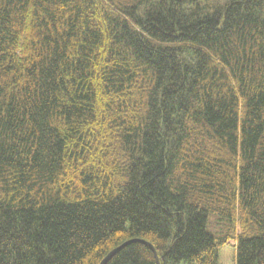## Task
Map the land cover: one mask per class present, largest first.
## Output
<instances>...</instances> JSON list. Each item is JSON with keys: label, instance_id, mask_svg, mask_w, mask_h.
Listing matches in <instances>:
<instances>
[{"label": "trees", "instance_id": "1", "mask_svg": "<svg viewBox=\"0 0 264 264\" xmlns=\"http://www.w3.org/2000/svg\"><path fill=\"white\" fill-rule=\"evenodd\" d=\"M232 241L264 264V0H0V264Z\"/></svg>", "mask_w": 264, "mask_h": 264}, {"label": "rangeland", "instance_id": "2", "mask_svg": "<svg viewBox=\"0 0 264 264\" xmlns=\"http://www.w3.org/2000/svg\"><path fill=\"white\" fill-rule=\"evenodd\" d=\"M236 243L230 242L218 252V264H236Z\"/></svg>", "mask_w": 264, "mask_h": 264}, {"label": "water", "instance_id": "3", "mask_svg": "<svg viewBox=\"0 0 264 264\" xmlns=\"http://www.w3.org/2000/svg\"><path fill=\"white\" fill-rule=\"evenodd\" d=\"M139 242H141V241H139ZM130 243H131V242L126 243V244L123 245L122 247H120V248L114 250L112 253H110V255L108 256V258H109V257H112L113 255H115L117 252H119L121 249H123L125 246H127V245L130 244ZM147 245H148V247L152 250V252H153V254H154V257H155V260H156V263H157V264H160L159 257H158V255H157V252H156L155 249L153 248V246H151L150 244H147ZM108 258H107V259H108ZM107 259H106V260H107ZM106 260L103 261L102 264H104V263L106 262Z\"/></svg>", "mask_w": 264, "mask_h": 264}]
</instances>
